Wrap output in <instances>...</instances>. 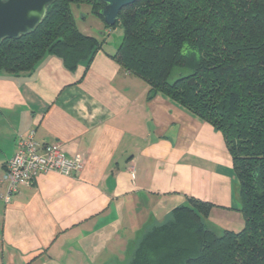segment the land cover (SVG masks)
I'll return each instance as SVG.
<instances>
[{
  "label": "crops",
  "instance_id": "crops-1",
  "mask_svg": "<svg viewBox=\"0 0 264 264\" xmlns=\"http://www.w3.org/2000/svg\"><path fill=\"white\" fill-rule=\"evenodd\" d=\"M73 15L81 33L104 41L90 64L71 71L48 56L32 75L0 72V263L125 262L189 198L213 205L205 222L216 234L240 232L223 134L164 96L149 99L146 81L113 59L119 45L91 5ZM31 132L83 169L40 175L5 204L7 163Z\"/></svg>",
  "mask_w": 264,
  "mask_h": 264
},
{
  "label": "trees",
  "instance_id": "trees-1",
  "mask_svg": "<svg viewBox=\"0 0 264 264\" xmlns=\"http://www.w3.org/2000/svg\"><path fill=\"white\" fill-rule=\"evenodd\" d=\"M84 4L101 18L97 0H55L35 31L2 40L0 72L32 75L48 56L71 71L90 64L104 41L79 31L73 6ZM118 26L113 59L146 81L148 98L164 96L223 134L244 218L240 232L218 235L205 222L213 205L189 198L146 230L130 264H264V0H138L106 28ZM186 41L193 51L181 55Z\"/></svg>",
  "mask_w": 264,
  "mask_h": 264
},
{
  "label": "built area",
  "instance_id": "built-area-1",
  "mask_svg": "<svg viewBox=\"0 0 264 264\" xmlns=\"http://www.w3.org/2000/svg\"><path fill=\"white\" fill-rule=\"evenodd\" d=\"M83 166L84 162L80 157H66L57 142L39 143L34 132L20 136L16 143V153L6 166L5 179L8 189L1 199L5 204H10L19 194L21 187H31L38 176H77Z\"/></svg>",
  "mask_w": 264,
  "mask_h": 264
},
{
  "label": "water",
  "instance_id": "water-1",
  "mask_svg": "<svg viewBox=\"0 0 264 264\" xmlns=\"http://www.w3.org/2000/svg\"><path fill=\"white\" fill-rule=\"evenodd\" d=\"M55 0H0V42L35 31ZM104 4L98 15L107 27L117 25L120 12L138 0H97Z\"/></svg>",
  "mask_w": 264,
  "mask_h": 264
},
{
  "label": "rangeland",
  "instance_id": "rangeland-1",
  "mask_svg": "<svg viewBox=\"0 0 264 264\" xmlns=\"http://www.w3.org/2000/svg\"><path fill=\"white\" fill-rule=\"evenodd\" d=\"M112 33H113L112 36L111 35L110 36H111L113 42H115L116 44L119 45L121 43L122 39H123V31H122V29L118 26V27L112 29ZM176 78H177V75H174L173 78H172V81H174ZM135 249H136V246L132 248L130 256L127 258V260L125 262L116 263V264H130V259L132 258V255H133V252L135 251Z\"/></svg>",
  "mask_w": 264,
  "mask_h": 264
},
{
  "label": "clouds",
  "instance_id": "clouds-1",
  "mask_svg": "<svg viewBox=\"0 0 264 264\" xmlns=\"http://www.w3.org/2000/svg\"><path fill=\"white\" fill-rule=\"evenodd\" d=\"M190 51H193L190 44L186 41L180 48L181 55H188Z\"/></svg>",
  "mask_w": 264,
  "mask_h": 264
}]
</instances>
